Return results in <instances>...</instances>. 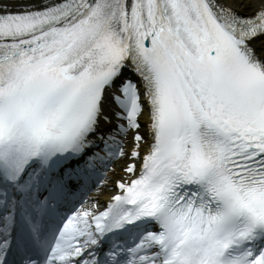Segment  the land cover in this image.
<instances>
[{
	"label": "snow or ice",
	"instance_id": "1",
	"mask_svg": "<svg viewBox=\"0 0 264 264\" xmlns=\"http://www.w3.org/2000/svg\"><path fill=\"white\" fill-rule=\"evenodd\" d=\"M0 264H264V0H0Z\"/></svg>",
	"mask_w": 264,
	"mask_h": 264
}]
</instances>
